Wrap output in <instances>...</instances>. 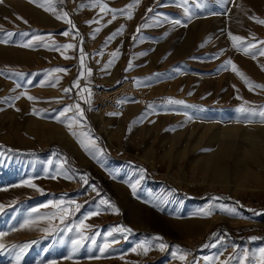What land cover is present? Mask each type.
Listing matches in <instances>:
<instances>
[{"label":"rangeland","instance_id":"374dc122","mask_svg":"<svg viewBox=\"0 0 264 264\" xmlns=\"http://www.w3.org/2000/svg\"><path fill=\"white\" fill-rule=\"evenodd\" d=\"M51 3L54 11L31 0H0V38L14 34L0 42V264H249L264 248V183L247 189L211 186L200 182L189 156L210 141L226 144L230 136L219 133L225 125L238 127L232 138L236 153L245 135L262 140L264 148V121L238 111L264 108V88L250 89L239 74L264 85V55L259 54L264 24L257 22L264 21V0ZM101 5L124 11L113 19ZM224 16L233 21H223ZM29 41L32 47L21 46ZM65 44L76 47H55ZM249 44L247 51L237 47ZM5 58L23 64L4 65ZM228 60L235 71L231 65L221 68ZM57 67L67 71H51ZM129 78L135 84L127 110L98 113L96 87ZM76 80L79 86L72 87ZM83 86L92 88L89 95L84 92L85 101L76 98ZM135 100L144 104L142 114L148 111L147 140L141 141L146 152L140 151L146 154L113 156L91 112L107 127L127 115ZM69 105L72 110L61 116ZM167 142L175 150L185 148L186 157L164 158ZM130 147L135 150L136 141ZM234 156L224 158L228 168ZM256 160L252 170L264 173V151ZM134 210L137 222L131 218ZM161 242L168 247L161 250Z\"/></svg>","mask_w":264,"mask_h":264},{"label":"bare ground","instance_id":"6f19581e","mask_svg":"<svg viewBox=\"0 0 264 264\" xmlns=\"http://www.w3.org/2000/svg\"><path fill=\"white\" fill-rule=\"evenodd\" d=\"M237 11L239 12V10H237ZM219 19L221 20L220 17H219ZM220 20H218V21H220ZM222 20L229 23V22L233 21V18L230 16H224L222 18ZM218 21H217V23H218ZM220 22H222V21H220ZM234 22H236V21H234ZM2 63L4 65L23 64L22 61H17V60L14 61L10 58L3 59ZM107 83L113 84L114 81H107ZM126 106H127V104H126ZM126 110H127V107L122 112L124 113ZM100 112L101 111H98V113H100ZM103 113H111V112H103ZM129 114H130V112L127 113V115H125V116L119 117L120 123H122L121 122L122 119L123 120L126 119L129 116ZM103 115L104 114H100V118L103 119L104 118ZM225 126H222L221 128H219V131H220L219 133L222 135L230 136L231 140L229 138L227 141H225V142H227L226 144H224L223 142L210 141L209 145L206 149H203V150L201 149L200 151L196 152V154L189 156V163L192 166L198 168V170H200V173H201L200 178L202 179V181H200V182L210 183L211 186L215 185V183L216 184L217 183H223L225 185H233V187L238 188V189H247V188H251L253 186H257V185L259 187V185L264 183V173H259V174L254 173V171L251 168V162L252 163L256 162L258 152L261 153L264 151V148L261 147V143L263 141L255 139L254 136L252 137L249 135H245L244 139L246 140V142L243 144L242 147H239L242 149L241 152L236 153L235 147L232 144L233 143L232 138L237 136L238 127L233 125V127H231V128H229L228 126H227L228 128H226ZM110 141H111V139H110ZM164 143H165V141H164ZM112 144H114V143H112ZM245 145L247 148L244 147ZM114 146L117 147L115 144H114ZM152 150L153 149L151 148V152H152ZM233 154L234 155L236 154V155L234 156ZM185 155H187V153L185 152V148H179L178 150L177 149L175 150L174 144L172 142L166 143V150H165L164 158H169L170 161L174 162L177 158L179 159L182 157H186ZM230 155L234 156L233 160L235 161V164L232 168H228L226 166L228 164L225 165V163H224V158L230 157ZM240 158H244V160L243 159L240 160ZM150 162H152V161H150ZM151 164H153V163H151ZM138 217H139L138 210H134L131 212V218L134 222H137ZM231 219L240 220V221L244 220V219L237 218V217H234ZM245 221L246 220H244V222ZM196 229H197V227H196ZM169 262H172V261L169 260Z\"/></svg>","mask_w":264,"mask_h":264},{"label":"snow or ice","instance_id":"6c2138e0","mask_svg":"<svg viewBox=\"0 0 264 264\" xmlns=\"http://www.w3.org/2000/svg\"><path fill=\"white\" fill-rule=\"evenodd\" d=\"M31 2L36 3V4H37L38 6H40V7H43L46 11H47V10H53V11H54V6H53V4L51 3V0H49V3H47V4L40 3V0H31ZM183 2H184V3H187L188 0H183ZM132 6H133V5H128V7H132ZM158 6H159V5H158ZM100 8H101V11H102V12H104V11L112 12V14H113V19H115V14H116V12H123V11H124V10H122V9H109V8H107L105 5H101ZM148 11L151 12V11H153V10L150 8V9H148ZM185 12H188V9H187V8L185 9ZM54 14L56 15V18H57V19H61L60 14L55 13V12H54ZM63 15L66 17V16H67V13H64ZM129 18H131V16H129ZM190 18H191V17L189 16V19H190ZM250 18H251V19H255L254 17H250ZM21 19H22V18H21ZM94 22H97V21H88L87 23L91 24V23H94ZM110 22H111V21H109V23H110ZM257 22H258V23H262V24H264V21H260V20H258ZM68 23L71 24L72 22L69 20ZM172 23H173L174 25H178V24H181V21H180V20H173ZM147 26H148V25H144V27H147ZM73 27H74V25H73ZM99 31H100L99 28L95 29V32H99ZM120 31H121V30L118 29L116 32H114L110 37H108V40H106L105 43L107 44L108 41H110L111 39L115 38V36L119 35ZM137 31L139 32L140 29L138 28ZM62 34L65 35V36H67L69 33H68V32H64V33H62ZM13 35H14V34H13V33H10V32H9V33H5V34H4V38H0V42H2V43H7L8 40H9ZM21 35H27V34H26V33H22ZM77 35H78V33H77ZM230 35H231V34H230ZM231 38H232L233 41H236V40H239V39H240V37H237V36H232ZM35 39H40V37H35ZM81 43H82V42H81ZM262 43H264V42H262ZM21 46H24V47H32L33 45H32L31 42L29 41V42H27V43L22 44ZM45 46L47 47V45H45ZM251 46H252V45L249 44V45H247V46L239 45V46H237V47H238V48H243V50L247 51V47H251ZM55 47H56L57 49H58V48L70 49V48H74V47H76V46L73 45V44H65V45H57V46H55ZM117 54H118L117 52H113V53H112L113 57H115ZM259 54H260V55H264V50L260 51ZM253 55H255V54H253ZM83 56H84V53H83V49L81 48V49H80L81 65H83ZM65 58H68V57H65ZM110 64H111V61H109V65H110ZM228 65H231L234 71L236 70V66L232 63L231 60L225 61V63L221 66V68H226ZM131 67H132V64H131V62H130V63H129V68H131ZM218 70H219V69H218ZM51 71H54V72H63V71H67V69H63V68H59V67H57V68H55V69H52ZM90 71H91V70H89V74H90ZM239 74L241 75V78L244 79L245 83L249 85V88H250V89H251V88H264V85L253 84L250 80H248L246 77H244L242 73H239ZM53 86H54V85H53ZM78 86H79V80L74 81L72 87H78ZM17 87H20V85H17ZM64 91H65V92H69V91H71V89L66 88V89H64ZM17 98H19V97H17ZM28 99H29V100H34L35 98L29 96ZM168 103H171V104H183V101H179V100H171V99H170V100L168 101ZM72 108H73L72 105L67 106L66 108H64V109L61 111L60 115L63 116L66 112L71 111ZM75 108L77 109L79 115L82 116V115H83V110L80 109V105H79V104H76V105H75ZM238 111H240V112H242V113H250L252 116H259L260 119H261L262 121H264V108H261L259 111H257V110H254V109H246V108L241 107L240 109H238ZM75 118H76V117L74 116L73 119H75ZM73 134H75V133H73ZM53 178H55V177H53ZM85 182H87V181L85 180ZM138 184H139V181H137L136 184H132V185H131V188H132L133 193L136 192V189H137V185H138ZM217 199H219V198H217ZM103 203H106V201L101 200V204H103ZM77 207H79V205H77ZM3 208H4V205H0V210H2ZM221 210L226 211V212H230V213H235V212H236V209H235V208H225L224 206H221ZM204 214H205V215L210 214V210H209V212H205ZM122 231H130V230H129V229H122ZM0 235H4V234H3V233H0ZM153 239H155V240H160V241L163 240L162 237H154ZM253 239H255V237H253ZM94 242H95V241L93 240V243H94ZM2 247H4V246H3V245H0V248H2ZM166 247H168V245H166V244L163 243V242H161V243L159 244V248H160L161 250H163V249L166 248ZM177 249H179V246H177ZM147 250H148V249L145 248V252H146ZM100 251L103 252L104 249L101 248ZM175 255H176V253L174 252V253H173V256H175ZM179 258H180L181 260H184V259H185V257H184L183 255L180 256ZM205 259L207 260V259H209V258L205 257ZM249 264H264V248H261V249L258 250V255H257L256 253H254V254L251 255V257L249 258Z\"/></svg>","mask_w":264,"mask_h":264},{"label":"crops","instance_id":"0c3cea01","mask_svg":"<svg viewBox=\"0 0 264 264\" xmlns=\"http://www.w3.org/2000/svg\"><path fill=\"white\" fill-rule=\"evenodd\" d=\"M85 87L83 86L82 88L78 89V94L76 95V98L81 101H85L84 99L87 97V96L83 97L85 95L84 92H89L88 93L89 95L90 92L92 91V90L90 91V89H92L91 87L88 86ZM129 105H130L128 110L130 112L129 116L124 120L122 119L121 121L122 123H120V120L118 118L120 116H118L116 122L115 120L114 122L113 121L110 122L107 127L105 126V123L100 121V119L97 117V114L91 112V118L93 119V124L101 129L99 130L98 128L99 130L98 132L101 138L105 141V145L111 150V154L113 156L131 155V154L138 155L139 153L140 155L146 154L140 151L146 152L145 144L141 143V141L147 140L145 139L146 138L145 135H146V128L149 125V121H144V118L145 115L148 114V111L146 112V114H142L144 110V104L142 103V101H138V100L130 101ZM135 120L136 122H134ZM139 125H141V129L137 130V127ZM109 136L112 137V139L109 138ZM132 141H136L135 150L130 147V143ZM112 143H114L117 147H115L114 144Z\"/></svg>","mask_w":264,"mask_h":264},{"label":"built area","instance_id":"2783aa9c","mask_svg":"<svg viewBox=\"0 0 264 264\" xmlns=\"http://www.w3.org/2000/svg\"><path fill=\"white\" fill-rule=\"evenodd\" d=\"M134 80L129 78L120 84H104L96 88V111L122 112L127 107V96L133 95ZM196 260L202 262L200 256Z\"/></svg>","mask_w":264,"mask_h":264}]
</instances>
